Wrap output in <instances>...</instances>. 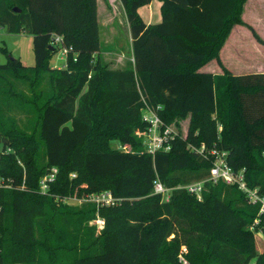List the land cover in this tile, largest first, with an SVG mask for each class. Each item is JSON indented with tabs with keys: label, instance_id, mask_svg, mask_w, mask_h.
Wrapping results in <instances>:
<instances>
[{
	"label": "trees",
	"instance_id": "1",
	"mask_svg": "<svg viewBox=\"0 0 264 264\" xmlns=\"http://www.w3.org/2000/svg\"><path fill=\"white\" fill-rule=\"evenodd\" d=\"M152 1L121 0L134 69L113 70L100 56L97 0H0V29L31 35L36 61L10 58L0 79L28 82L37 111L30 132L0 120V177L12 185L0 188V264H182L180 256L264 264L252 229L259 205L237 185L207 181L225 153L264 196V73L235 75L219 56L233 26L244 24L246 0H159L162 22L147 25L138 10ZM63 48H71L66 65L52 67ZM214 59L222 74L200 71ZM147 107L165 126L189 119L168 151L148 153L137 134L148 129ZM52 168L56 179L42 193ZM157 180L171 189L168 201L154 194ZM199 181L201 200L180 188ZM104 191L118 202L66 201ZM97 215L99 235L89 224Z\"/></svg>",
	"mask_w": 264,
	"mask_h": 264
},
{
	"label": "crops",
	"instance_id": "2",
	"mask_svg": "<svg viewBox=\"0 0 264 264\" xmlns=\"http://www.w3.org/2000/svg\"><path fill=\"white\" fill-rule=\"evenodd\" d=\"M101 1L106 10L105 19L108 29L106 38H109L107 46L116 49L117 52L114 60L106 63L103 61V64L113 70L134 69L133 38L124 6L121 0H97L99 29ZM162 5V1L153 0L150 4L140 7L138 13L147 25L157 24L163 19ZM241 19L244 24L233 26L219 53L221 63L235 75L264 73V58L261 57L258 60L249 55L255 50L257 53L264 54V0H246ZM254 32L263 43L257 40ZM100 49V55H102L103 48ZM53 67L62 68L57 65ZM200 71L212 74L223 73L222 67L215 59L205 64Z\"/></svg>",
	"mask_w": 264,
	"mask_h": 264
},
{
	"label": "rangeland",
	"instance_id": "3",
	"mask_svg": "<svg viewBox=\"0 0 264 264\" xmlns=\"http://www.w3.org/2000/svg\"><path fill=\"white\" fill-rule=\"evenodd\" d=\"M105 7L103 2H100L99 22H100V42L103 48L101 59L104 63L116 58V49L108 47L106 34L108 33L107 21L105 19ZM128 51V48H127ZM129 53V52H127ZM254 59L264 58V54L257 53L256 50L249 54ZM10 58L19 59L24 66H34L35 55L33 52V37L29 34H11L5 28L0 29V65L6 64ZM51 66L57 65L64 67L66 59L61 53L55 55L51 61ZM40 88H48V75H44ZM33 98L32 87L28 82L17 79L13 74L9 73L5 80L0 79V120L7 127L14 125L17 130L30 132L37 117V111L31 104ZM5 127V128H7ZM170 130L176 134L186 136L189 119H174L169 125ZM138 135L140 132L137 133ZM113 148H122L116 141H111ZM2 143L0 142V150ZM72 203H79L76 200H71ZM91 224V223H89ZM104 230L96 228V235H99ZM257 250L264 252V234L260 231L255 232ZM186 251V249H184ZM182 264H188L187 260L180 256Z\"/></svg>",
	"mask_w": 264,
	"mask_h": 264
},
{
	"label": "built area",
	"instance_id": "4",
	"mask_svg": "<svg viewBox=\"0 0 264 264\" xmlns=\"http://www.w3.org/2000/svg\"><path fill=\"white\" fill-rule=\"evenodd\" d=\"M56 40L60 41V38H57ZM69 50H71V48H63L60 53L66 58ZM143 120L149 124L148 129L139 134L143 138L145 150L150 154H155L159 150L168 151L170 149V140L176 133L166 127L158 114L148 107L143 110ZM57 173V168H52L41 178L39 188L42 193L48 192L49 185L55 181ZM71 176L75 177L76 175L72 174ZM207 181L213 183L223 181L227 185H237L239 189L245 193L250 203L258 204L260 217L255 220L252 229L259 230L261 234H264V196L260 195L257 189H251L247 186L244 179V169L235 172L227 165L225 161V153H217ZM9 182L10 181H6L0 177V188H12V185ZM204 183L205 181L193 182L185 186H180V188L185 189L188 193L195 195L198 200H201ZM170 193L171 189L166 188L159 180L154 182V194L160 195L164 201L170 199ZM73 199L80 204L83 202H93L96 203L98 207L111 206L118 202L110 191L90 194L84 196L82 199L69 198L66 201H71ZM91 225L96 226L97 229H101L104 227L105 221L102 217L97 215V217L91 221Z\"/></svg>",
	"mask_w": 264,
	"mask_h": 264
},
{
	"label": "water",
	"instance_id": "5",
	"mask_svg": "<svg viewBox=\"0 0 264 264\" xmlns=\"http://www.w3.org/2000/svg\"><path fill=\"white\" fill-rule=\"evenodd\" d=\"M15 11H20V10L15 8Z\"/></svg>",
	"mask_w": 264,
	"mask_h": 264
}]
</instances>
